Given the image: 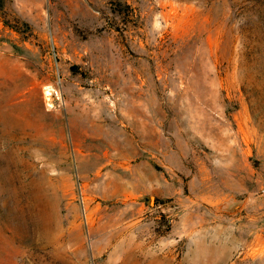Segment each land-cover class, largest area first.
<instances>
[{"label":"rangeland","instance_id":"obj_1","mask_svg":"<svg viewBox=\"0 0 264 264\" xmlns=\"http://www.w3.org/2000/svg\"><path fill=\"white\" fill-rule=\"evenodd\" d=\"M0 264H264V0H0Z\"/></svg>","mask_w":264,"mask_h":264}]
</instances>
